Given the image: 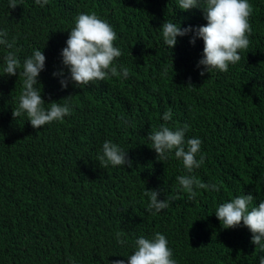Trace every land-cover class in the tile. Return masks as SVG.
<instances>
[{
    "label": "trees",
    "instance_id": "trees-1",
    "mask_svg": "<svg viewBox=\"0 0 264 264\" xmlns=\"http://www.w3.org/2000/svg\"><path fill=\"white\" fill-rule=\"evenodd\" d=\"M18 2L10 8L0 0V27L16 38L20 59L44 48L38 87L46 105L70 99L74 111L37 129L26 114L13 115L22 66L16 75L0 74V264H111L134 251L135 236L157 231L166 234L178 264H259L264 251L249 229L224 227L214 210L243 193L255 195L253 205L264 199V0H250L253 31L242 59L228 72L203 76L196 67L203 39L192 44L180 37L170 52L161 29L167 19L206 24L202 7L184 10L176 0ZM81 12L114 27L123 51L117 61L129 68L128 78L109 75L65 89L53 76ZM7 51L0 46V66ZM167 110L169 126L187 124L186 135L202 139L204 163L194 174L219 191L198 189L190 200L176 179L188 174L182 161L174 154L157 159L148 133L165 123ZM106 139L128 151L132 166L101 165ZM148 189L176 199L150 213ZM118 230L128 233L127 245L116 242Z\"/></svg>",
    "mask_w": 264,
    "mask_h": 264
},
{
    "label": "clouds",
    "instance_id": "clouds-1",
    "mask_svg": "<svg viewBox=\"0 0 264 264\" xmlns=\"http://www.w3.org/2000/svg\"><path fill=\"white\" fill-rule=\"evenodd\" d=\"M36 3L46 6L48 0H36ZM8 4L10 8H15L20 3L18 0H8ZM176 5L184 10L202 7L207 23L184 27L177 20L167 19L161 27L162 41L170 52L180 37L189 36L192 44L202 38L203 54L196 64L201 76L212 73L213 70L228 72L230 66L242 59V51L249 48L253 31L250 23V0H176ZM70 29L66 45L60 52L62 66L52 73L59 78L62 88L66 89L70 84L76 87L90 85L105 80L109 75L123 78L130 76L129 68L117 61L123 51L115 43L117 32L109 21L94 12H81ZM0 46L8 49L3 56L0 74L16 75L21 66L23 69L22 72L19 71L23 76V88L13 111L16 118L26 114L31 125L39 129L52 122L64 121L67 116L72 115L74 105L70 99H64L63 102L52 101L46 105L38 87L40 74L47 67L44 48L35 47L31 54L20 59L16 38L9 39V32L3 27H0ZM172 119V111H165V123L148 133V144L156 151L157 159L167 161L174 154L176 159L182 161L183 169L188 174L178 175L176 179L179 189L186 191L190 200L196 198L198 189L219 191V184L204 182L194 174L204 163L202 139L188 137L187 124L169 126L167 122ZM125 123L128 121L125 120ZM97 158L105 168L109 165L116 167L133 164L128 151L111 139L103 142ZM145 194L149 198L147 211L150 213L163 211L176 199L172 196L161 199L157 189H148ZM254 199L253 193H243L219 203L214 211L226 228L247 227L252 233L251 242L264 251V199L253 205ZM115 239L121 246L129 243L128 233L124 230H118ZM131 244L134 250L131 254L119 253L127 259H116L111 264H178L169 240L162 232L135 236ZM71 264L77 262L72 260ZM259 264H264V255L260 256Z\"/></svg>",
    "mask_w": 264,
    "mask_h": 264
}]
</instances>
